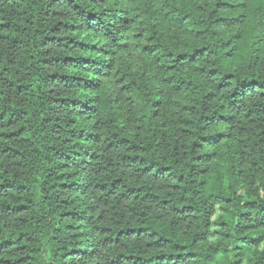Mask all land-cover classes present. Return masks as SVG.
Returning <instances> with one entry per match:
<instances>
[{
    "label": "trees",
    "instance_id": "16d2710c",
    "mask_svg": "<svg viewBox=\"0 0 264 264\" xmlns=\"http://www.w3.org/2000/svg\"><path fill=\"white\" fill-rule=\"evenodd\" d=\"M264 0H0V264H264Z\"/></svg>",
    "mask_w": 264,
    "mask_h": 264
},
{
    "label": "rangeland",
    "instance_id": "374dc122",
    "mask_svg": "<svg viewBox=\"0 0 264 264\" xmlns=\"http://www.w3.org/2000/svg\"><path fill=\"white\" fill-rule=\"evenodd\" d=\"M262 247L264 248V243H263Z\"/></svg>",
    "mask_w": 264,
    "mask_h": 264
}]
</instances>
